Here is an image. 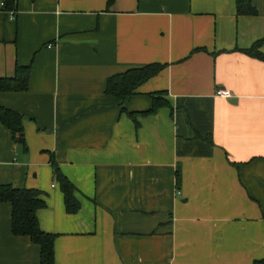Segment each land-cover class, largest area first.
<instances>
[{
	"label": "crops",
	"instance_id": "obj_1",
	"mask_svg": "<svg viewBox=\"0 0 264 264\" xmlns=\"http://www.w3.org/2000/svg\"><path fill=\"white\" fill-rule=\"evenodd\" d=\"M19 0L0 13V79L31 67L0 107V187L42 193L55 264H254L264 260V0ZM164 70L123 103L109 78ZM227 90L232 98L217 96ZM162 94L169 106L143 115ZM132 114L133 116L129 115ZM55 163L77 189L66 211ZM0 204V264H40Z\"/></svg>",
	"mask_w": 264,
	"mask_h": 264
},
{
	"label": "trees",
	"instance_id": "obj_2",
	"mask_svg": "<svg viewBox=\"0 0 264 264\" xmlns=\"http://www.w3.org/2000/svg\"><path fill=\"white\" fill-rule=\"evenodd\" d=\"M6 4V10H17L19 0H0ZM115 0H110L112 4ZM239 14L256 15V10L249 2L237 1ZM260 44L255 45L249 54L264 61V55L258 52ZM162 65H149L141 68H133L125 73L109 78L106 93L122 100L123 103L137 95L138 89L152 78L159 75L163 70ZM31 67H17L12 78L0 79V92H24L28 90ZM153 106L144 112L154 114L161 107L169 106L162 94L152 95ZM133 116L132 114H129ZM0 121L2 125L11 131L14 142L26 148L23 117L12 110L0 107ZM57 181L60 183L64 194L66 211L68 214H77L81 209V203L76 198L77 189L73 183L61 172L59 167L53 163ZM10 203L12 205V233L16 237H28L38 245L41 250L40 264H55L54 244L56 235L48 234L40 228L38 212L46 208V202L42 193L33 189H17L11 186L0 187V204ZM254 264H264V260L256 261Z\"/></svg>",
	"mask_w": 264,
	"mask_h": 264
},
{
	"label": "built area",
	"instance_id": "obj_3",
	"mask_svg": "<svg viewBox=\"0 0 264 264\" xmlns=\"http://www.w3.org/2000/svg\"><path fill=\"white\" fill-rule=\"evenodd\" d=\"M2 12L8 14L12 20L15 19L16 11L15 10H12V11L6 10V4L3 1H0V13H2ZM217 96L221 97V98H225V99L232 98L231 92L227 91V90H219L217 92Z\"/></svg>",
	"mask_w": 264,
	"mask_h": 264
}]
</instances>
